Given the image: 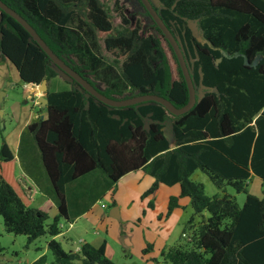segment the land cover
<instances>
[{
  "label": "trees",
  "instance_id": "trees-1",
  "mask_svg": "<svg viewBox=\"0 0 264 264\" xmlns=\"http://www.w3.org/2000/svg\"><path fill=\"white\" fill-rule=\"evenodd\" d=\"M2 1L106 96L156 94L176 107L188 102L178 59L146 9L154 33L117 7L122 26L115 30L103 0ZM150 1L176 38L195 88L194 105L179 115L154 100L105 104L61 71L29 32L0 9V59L12 63L20 81L34 86L45 80L48 86L59 71L70 79L67 89H45V116L25 127L55 195L57 213L50 222L46 221L52 202L46 199L32 206L15 174L14 153L5 141L0 145V216L5 231L25 235L26 245L43 235L51 237L47 246L53 260L47 263L43 254L29 264H115L106 255L105 241L99 246L84 242L67 252L54 238L62 233L61 219L71 218L66 185L96 169L103 171L110 186L128 173H147L154 182L143 196L160 184H178L179 193L168 197L165 215L181 198L190 201L193 215L182 230L187 242L163 248L153 263L141 264H264V192L257 196L248 191L252 173L264 180V0ZM100 39L113 56L115 67H110L117 70L116 79L100 75L105 59ZM195 170L220 190L230 186L244 193V203L239 205L229 194L207 195L203 184L190 178ZM205 211L207 218L194 228V217ZM148 245L143 254L152 247Z\"/></svg>",
  "mask_w": 264,
  "mask_h": 264
},
{
  "label": "rangeland",
  "instance_id": "rangeland-1",
  "mask_svg": "<svg viewBox=\"0 0 264 264\" xmlns=\"http://www.w3.org/2000/svg\"><path fill=\"white\" fill-rule=\"evenodd\" d=\"M103 1L112 18L115 30L122 26L117 10H121L130 19L139 18L145 24V28L151 30V19L146 14L140 0ZM116 2L117 6H115ZM150 32L154 33V30ZM157 35L162 41L168 57H172L166 42L159 34ZM100 40L101 55L105 57L104 61H101L102 65L99 66L100 75L109 80L116 79L114 72L117 73V70L110 67L113 56L104 49L102 39ZM76 59L79 60V57ZM170 59L172 60V58ZM87 61L93 69L98 68L96 62L90 58ZM90 78L95 80L93 77ZM95 83L98 88H103L99 80H96ZM69 86L70 79L60 71L57 76L51 79L48 86L47 84L45 86L41 84L36 86L24 84L18 78L17 71L12 63L0 59V93L3 92L0 104V145L5 141L12 148L16 160L15 174L31 198L33 207H38L44 202L47 198L46 191L53 199H55V195L41 163L39 149L24 127L37 116H45V107L41 106L42 101H39L37 97L44 96L46 88L57 91L67 89ZM23 129H25L23 138L30 139L31 137L32 140L31 149L27 153L30 154L32 159L31 171L33 174L29 172L24 160V153L27 148L22 150L21 147L19 148L14 144L16 142L19 145ZM29 173L33 175V178L28 176ZM103 176L105 179H103ZM190 178L193 181L201 182L205 193L209 196L229 194L235 197L239 205L244 203V193H237L230 186H226L225 190L218 189L209 177L200 170H195ZM153 182L154 178L152 176L139 170L126 174L118 180L115 186H110L108 178L100 169L70 182L68 193L72 192L73 198L77 201V203L70 206V210H74H71V213L84 210V214L74 223V218H70V221L61 219L62 233L54 238L61 243V246L67 252L77 250L82 240L93 246H99L106 239L109 244L108 255H106L115 264H141L147 260L149 263H153V259L159 258V253L163 248L172 245H183L187 242V237L182 236V230L193 215V209L188 198H182L179 201V206L174 209L176 214L165 215V209L162 206L167 203L170 195L178 194L179 186L178 184H160L156 191L143 196ZM248 191L261 196L264 192V180L254 174L251 175L248 182ZM78 192L81 193L80 196L74 194ZM114 199L118 205H113ZM151 201L155 205V210L149 205ZM118 206L121 209H117ZM112 212L118 215L113 217L111 216ZM163 212L164 214H162ZM56 213L55 203L46 222H50ZM207 216L206 211L201 215H196L193 222L194 228ZM69 222L72 223V226H69ZM143 234L147 236L154 251L149 248L143 254L142 250H139L138 244ZM186 234L189 236L188 231ZM50 238L48 235H43L26 245L27 238L25 235H15L5 231L3 219L0 216V244L3 247V251L0 253V264H29L43 254L46 256L47 263L51 262L53 255L47 246ZM147 246L149 245L147 244ZM141 255L146 256V259L142 260Z\"/></svg>",
  "mask_w": 264,
  "mask_h": 264
},
{
  "label": "water",
  "instance_id": "water-1",
  "mask_svg": "<svg viewBox=\"0 0 264 264\" xmlns=\"http://www.w3.org/2000/svg\"><path fill=\"white\" fill-rule=\"evenodd\" d=\"M140 2L143 4L145 9L148 11L151 18L155 21L159 29L163 32V35L168 40L170 45L173 48V51L178 59L180 68L182 70V73L184 75V78L187 83L188 92H189V99L188 102L183 105L182 107H176L171 101L168 99L156 95V94H142L132 97H127L123 99H116L106 96L105 94L101 93L99 90H97L87 79H85L83 76H81L76 70H74L71 66H69L67 63H65L57 54L53 52V50L46 44V42L41 38V36L38 34V32L21 16L19 15L15 10L7 6L2 0H0V9L12 16L14 19H16L32 36V38L41 46V48L46 52V54L51 58L52 62L58 66V68L63 71L66 75H68L70 78L75 80L77 83H79L87 92L94 95L96 98L101 100L107 105L110 106H126L130 104H134L137 102L147 101V100H154L159 103H161L165 108H167L171 113L175 115L182 114L186 111H188L195 103V88L185 61V58L183 56V53L181 51V48L170 31V29L167 27V25L164 23V21L161 19L157 11L155 10L153 4L150 0H140ZM41 85L45 86L46 81L43 80ZM2 94L0 93V104L2 102ZM39 101H42L41 106L46 107L47 104V98L45 96H38L37 97ZM1 114V112H0ZM43 117V116H42ZM118 209V208H117ZM118 214L112 212L111 216L116 217Z\"/></svg>",
  "mask_w": 264,
  "mask_h": 264
},
{
  "label": "crops",
  "instance_id": "crops-1",
  "mask_svg": "<svg viewBox=\"0 0 264 264\" xmlns=\"http://www.w3.org/2000/svg\"><path fill=\"white\" fill-rule=\"evenodd\" d=\"M34 86H36V85H34ZM34 92H36V90H34ZM44 96H45V93H44ZM26 127V126H25ZM24 127V128H25ZM24 132H25V129H23L22 130V133H21V136H20V140H19V145L15 142L14 144H15V146L17 145L19 148L21 147L22 148V150L24 149V148H27V150H26V152L24 153V160H25V162H26V164H27V168H29V172H31L32 173V171H31V165H32V159H31V156H30V154L29 153H27L28 152V150H30L31 149V144H32V140H31V137H30V139L29 138H27L26 136H24V137H26L25 139L23 138V135H24ZM30 136H32V134L30 133ZM32 138H33V136H32ZM34 139V138H33ZM35 141V140H34ZM36 143V142H35ZM11 148V147H10ZM11 150H12V148H11ZM12 152H13V150H12ZM14 153V152H13ZM41 159V158H40ZM42 163V162H41ZM16 166V165H15ZM33 174V173H32ZM30 175V173L28 174V176L29 177H32L33 178V175ZM251 175H253V173L251 174ZM258 177V176H257ZM260 178V177H259ZM103 179H105L104 178V176H103ZM261 179V178H260ZM20 181V180H19ZM24 182H25V180H23ZM21 182V181H20ZM26 183V182H25ZM22 184V183H21ZM69 184V183H68ZM66 185V187H65V190H66V201H67V209H68V212H69V215H70V217L71 218H74L73 220V223L82 215V214H84V210H82V211H79V212H77V213H71V210H70V206L73 204V203H77V201H75V199L73 198V193L72 192H70V193H68V187H69V185ZM24 187V186H23ZM30 188V187H29ZM42 189V188H41ZM47 192V193H46ZM45 192V195L47 196V198L46 199H48V200H50L51 202H52V204H53V206L55 205V200L51 197V195L50 194H48V191H46ZM27 193V192H26ZM179 193V192H178ZM76 196H80L81 195V193L80 192H78V193H74ZM29 196V195H28ZM184 199L185 198H187V197H183ZM45 199V200H46ZM182 199V198H181ZM180 199V200H181ZM179 200V201H180ZM113 201H115V199L113 200ZM115 205H118V203L115 201ZM166 207H167V203L166 204H164L163 206H162V208H164L165 210H164V212H166ZM120 207L118 206V209H119ZM152 208L155 210V205L153 204V206H152ZM121 209V208H120ZM72 211H74V210H72ZM164 212L162 213V214H164ZM172 213H175L176 214V211H174L173 210V212ZM69 226H72V223H69ZM161 237H163V236H161ZM151 240V239H150ZM155 240V239H154ZM103 241H105L106 242V249H105V251H106V254L108 255V251H109V244H108V241L106 240V239H104ZM102 241V242H103ZM84 242H86L85 240H82V243H84ZM101 242V243H102ZM155 242H157L156 240H155ZM147 244H150L149 243V240L147 239V236L145 235V234H143V236L141 237V239L139 240V250H143L146 246H147ZM151 245V244H150ZM152 250H153V248H151ZM154 251V250H153ZM143 255V254H142ZM141 255V257H142V260H144V259H146V256H142Z\"/></svg>",
  "mask_w": 264,
  "mask_h": 264
},
{
  "label": "built area",
  "instance_id": "built-area-1",
  "mask_svg": "<svg viewBox=\"0 0 264 264\" xmlns=\"http://www.w3.org/2000/svg\"><path fill=\"white\" fill-rule=\"evenodd\" d=\"M182 236H186L185 233H182ZM79 249V247L77 248V250Z\"/></svg>",
  "mask_w": 264,
  "mask_h": 264
}]
</instances>
